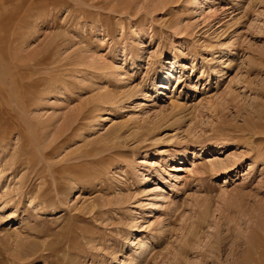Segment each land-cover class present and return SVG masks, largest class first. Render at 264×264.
<instances>
[{
    "label": "rangeland",
    "instance_id": "obj_1",
    "mask_svg": "<svg viewBox=\"0 0 264 264\" xmlns=\"http://www.w3.org/2000/svg\"><path fill=\"white\" fill-rule=\"evenodd\" d=\"M0 264H264V0H0Z\"/></svg>",
    "mask_w": 264,
    "mask_h": 264
},
{
    "label": "bare ground",
    "instance_id": "obj_2",
    "mask_svg": "<svg viewBox=\"0 0 264 264\" xmlns=\"http://www.w3.org/2000/svg\"><path fill=\"white\" fill-rule=\"evenodd\" d=\"M7 4H8V3H7ZM211 147H212V146H211ZM212 162H213V161H211V163H212ZM215 162H216V161H215ZM143 163H148V162H147V160H144ZM156 164H157V163L154 162V165H156ZM223 164H224V165H223ZM218 165L221 166V164H219V163H216V164L213 163V164H211V166H213V167H218ZM222 165H223V167L226 169V167H227V165H228V162L222 163ZM152 167H153V166H152ZM213 167H212V168H213ZM213 169H214V168H213ZM218 169H219V168H218ZM227 169H228V167H227ZM223 170H224V169H223Z\"/></svg>",
    "mask_w": 264,
    "mask_h": 264
}]
</instances>
